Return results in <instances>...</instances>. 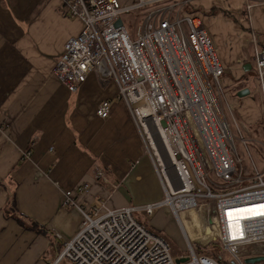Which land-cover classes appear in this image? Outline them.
I'll return each mask as SVG.
<instances>
[{
	"label": "built area",
	"instance_id": "2783aa9c",
	"mask_svg": "<svg viewBox=\"0 0 264 264\" xmlns=\"http://www.w3.org/2000/svg\"><path fill=\"white\" fill-rule=\"evenodd\" d=\"M245 1L248 13L264 7V0ZM62 2L68 16L79 19L83 29L65 44L54 75L71 93L91 74L103 88L115 85L117 99L127 108L152 158L165 198L118 209L102 202L87 211L77 199L88 193L89 185L64 192L65 205L78 209L83 220L50 264H248L247 259L264 258V214H257L264 213L259 207L264 205V169L258 170L227 99L223 79L229 70L200 17L186 10L190 1ZM134 12L143 13L138 32H130L123 22L124 15ZM119 20L123 24L116 26ZM249 31L253 80L264 115V46L252 26ZM112 108L113 100L103 101L97 117L109 119ZM238 140L249 162L239 155ZM158 141L165 154L155 147ZM23 158L30 160L31 152ZM163 207L169 208L185 240L186 262L177 263L168 241L141 221L152 219ZM192 212L200 216L203 240L192 239L183 217ZM195 243L216 244L218 250L212 247L200 254ZM223 252L231 262L219 263L212 257L222 260ZM258 263L264 260L254 264Z\"/></svg>",
	"mask_w": 264,
	"mask_h": 264
},
{
	"label": "crops",
	"instance_id": "0c3cea01",
	"mask_svg": "<svg viewBox=\"0 0 264 264\" xmlns=\"http://www.w3.org/2000/svg\"><path fill=\"white\" fill-rule=\"evenodd\" d=\"M189 1L229 70L223 83L236 93L231 102L240 117L262 122L249 30L264 46V7L248 13L245 0ZM67 13L62 0H0V264H50L62 252L83 220L78 209L65 205L66 191L89 185L77 200L87 211L102 202L118 209L165 198L115 85L103 88L91 74L71 93L54 75L65 44L83 29ZM244 88L250 95L239 98ZM105 100H113L107 120L96 115ZM28 151L30 160L23 158ZM12 200L26 227L9 213Z\"/></svg>",
	"mask_w": 264,
	"mask_h": 264
},
{
	"label": "rangeland",
	"instance_id": "374dc122",
	"mask_svg": "<svg viewBox=\"0 0 264 264\" xmlns=\"http://www.w3.org/2000/svg\"><path fill=\"white\" fill-rule=\"evenodd\" d=\"M245 11L246 6H245ZM190 12V10H188ZM136 13V12H134ZM131 13L123 16V22L126 28L130 32H138L142 22L143 18L142 17H136V14ZM229 74V73H227ZM224 89L227 93V99L229 102L233 105V115L235 120L238 122L239 126L241 127V133L244 137V139L247 141L248 147L250 154L258 168V170L262 171L264 169V115L262 122L256 123V124H248L244 120H242V117H240L239 112L235 105L231 102V100H236V96H234V93L232 88H228L226 85H224ZM258 96V95H257ZM259 97V96H258ZM260 101V100H259ZM261 108V104H260ZM262 111V108H261ZM225 114L227 116L228 122L231 126V130L235 136H238L236 129L232 123V119L230 116V112L225 109ZM263 114V111H262ZM256 128H259L258 130ZM260 131V133L258 132ZM157 148L160 153H164V147L160 141L156 142ZM237 148L239 151V155L241 157H245L247 159V162H249V158L247 156L246 150L243 147L242 143L238 140L237 141ZM189 214L183 215L184 219H186L188 222H186L187 227L190 229L189 231L191 232V237L192 239H202V235L199 231L200 224L197 222V217H192V221L189 219ZM140 219V217H139ZM143 223L147 225L149 229L154 231L157 234H161L170 244L171 246V255L174 258L175 261L181 258H185L188 255V249L185 243V240L181 234V231L179 227L176 224V221L169 211L168 207H163L159 210L157 215L153 217L152 219H148L146 217L141 219ZM191 224V227L188 226V224ZM196 224V226H195ZM193 225V228H192ZM196 251L198 253H207L209 249L213 247L214 250H218L216 244L209 245L208 247H203L197 243L194 245ZM223 259L221 262L228 260V256L226 253L223 252ZM231 262V260L229 259ZM66 264V263H64ZM261 264V263H258Z\"/></svg>",
	"mask_w": 264,
	"mask_h": 264
},
{
	"label": "trees",
	"instance_id": "16d2710c",
	"mask_svg": "<svg viewBox=\"0 0 264 264\" xmlns=\"http://www.w3.org/2000/svg\"><path fill=\"white\" fill-rule=\"evenodd\" d=\"M187 11L189 10V8H187L186 9ZM191 12V11H190ZM260 42V41H259ZM260 44H261V42H260ZM262 45V44H261ZM263 46V45H262ZM75 197H76V195H75ZM78 200V199H77ZM10 205V208H9V213H11V212H13L14 213V216L16 217V221L21 225V226H23V227H26V225H25V222H24V218L16 211V207H15V203H14V200H12V202H11V204H9ZM8 213L6 212V215H7ZM142 221V220H141ZM145 224V223H144ZM146 225V224H145ZM147 226V225H146ZM32 228V230H35V231H37L38 233H41V229H39V227L36 225V224H33V226L31 227ZM159 235H161V234H159ZM162 236V235H161ZM163 237V236H162ZM212 257L214 258V259H216L219 263H222L221 262V258L219 257V256H217V255H212Z\"/></svg>",
	"mask_w": 264,
	"mask_h": 264
},
{
	"label": "water",
	"instance_id": "95a60500",
	"mask_svg": "<svg viewBox=\"0 0 264 264\" xmlns=\"http://www.w3.org/2000/svg\"><path fill=\"white\" fill-rule=\"evenodd\" d=\"M123 24L122 20H119L116 24V26H121ZM250 95V90L248 88H244L242 90H240L237 94V96L239 98H244V97H247ZM163 126L165 127V124L163 123ZM264 260V258H251V259H247L246 262L248 264H254L258 261H262ZM187 261V258H181L179 260H177V263H183V262H186Z\"/></svg>",
	"mask_w": 264,
	"mask_h": 264
},
{
	"label": "bare ground",
	"instance_id": "6f19581e",
	"mask_svg": "<svg viewBox=\"0 0 264 264\" xmlns=\"http://www.w3.org/2000/svg\"><path fill=\"white\" fill-rule=\"evenodd\" d=\"M155 147L157 148V145L155 144ZM158 149V148H157ZM158 152H159V150H158ZM160 153V152H159ZM161 154V153H160ZM190 216H192V217H197V222H198V224H200V216H198L195 212H192L191 213V215ZM195 226H196V224H195ZM201 230V229H200ZM202 235V239H204V235L203 234H201Z\"/></svg>",
	"mask_w": 264,
	"mask_h": 264
},
{
	"label": "snow or ice",
	"instance_id": "6c2138e0",
	"mask_svg": "<svg viewBox=\"0 0 264 264\" xmlns=\"http://www.w3.org/2000/svg\"><path fill=\"white\" fill-rule=\"evenodd\" d=\"M259 207L264 209V205H260ZM233 211H235V212H244L246 210L245 209H234ZM257 214H264V213H257Z\"/></svg>",
	"mask_w": 264,
	"mask_h": 264
}]
</instances>
